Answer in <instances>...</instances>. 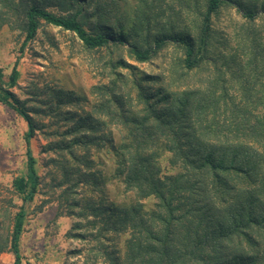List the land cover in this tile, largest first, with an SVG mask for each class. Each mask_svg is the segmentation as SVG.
<instances>
[{
    "label": "trees",
    "instance_id": "1",
    "mask_svg": "<svg viewBox=\"0 0 264 264\" xmlns=\"http://www.w3.org/2000/svg\"><path fill=\"white\" fill-rule=\"evenodd\" d=\"M121 1L69 0L75 11L57 15L40 3L21 9L14 0H0V30L17 24L22 52L43 23L73 33L88 51H126L139 63L172 51L166 77L111 58L106 65L112 78L91 88V111L56 113L70 125L55 131L57 140L44 152H54L58 159L51 162L62 168L57 186L67 184L68 215L96 229L93 252H101L106 264H264V0H136L131 13L128 1H122L124 9ZM90 3L100 18L96 31L83 20ZM231 10L237 28L229 39L214 26L222 14L232 19ZM201 76V84L189 85ZM18 77L14 67L5 83L0 69V103L26 121L29 140L45 127L32 115L37 109L10 89ZM129 84L134 95L122 90ZM56 93L59 105L84 99L72 91ZM50 103L43 101L40 109L56 112ZM111 127L120 133L116 145ZM107 140L115 158L112 177L102 174L92 153ZM26 154V172L12 183L23 204L0 242V254L11 253L13 264H22L25 205L41 183L30 147ZM166 154L178 173L163 172ZM111 182L135 198L110 200ZM147 199L156 200L152 208L143 203ZM123 235V248L115 250L110 243Z\"/></svg>",
    "mask_w": 264,
    "mask_h": 264
},
{
    "label": "rangeland",
    "instance_id": "2",
    "mask_svg": "<svg viewBox=\"0 0 264 264\" xmlns=\"http://www.w3.org/2000/svg\"><path fill=\"white\" fill-rule=\"evenodd\" d=\"M14 1L21 9L26 2L40 3L49 7V10L57 15H66L75 11L69 7V0ZM122 1L119 5L123 7ZM127 1L130 5L126 10L131 13L136 8L137 2L136 0ZM86 7L87 15L83 17L84 23L89 30L96 31V26L94 27L93 24L100 23L95 10L96 3H90ZM231 11L232 19L222 14L214 26L219 31L230 33L229 39L235 35L237 28L235 11ZM13 25L5 26L0 30V69L4 74L5 83H8L12 70L16 67L19 72L18 83L10 89L28 106L37 109V113L33 112L32 115L44 123L45 128L40 132L36 131L34 137L29 140L26 139L25 135L28 132L26 121L15 111L0 103V242L2 243L9 234L11 220L23 204L21 198L14 193L12 183L16 177L25 174L26 152L30 147L37 161L36 169L41 183L34 200L25 205L27 215L20 239L22 264H106L101 252L98 254L96 251L93 252L98 242L92 240L90 235L95 234L96 229L89 226L85 218L79 219L68 215L72 210L71 207H67L69 196L63 190L67 184L63 185L64 188L57 186L63 180L62 168L51 162V159L58 158L52 151L44 152L45 147L50 141L57 140L55 131L59 127L70 125L67 121L59 122L56 118L57 112L68 111L83 116L85 112L91 111L93 101L91 88L100 83H107L112 78V68L106 65L108 60L124 59L147 76L166 77L165 69L169 67L166 59L172 51L165 49L160 53V58L139 63L130 58L126 51L112 52L113 48L108 49V53L111 52L109 54L107 50L88 51L73 33L43 23L35 38L22 52L24 34L21 33L17 24ZM118 70L120 71L121 68ZM123 71L128 73L126 70ZM204 80L202 76L192 78L189 85L198 86ZM152 85L159 86V84ZM60 90L72 91L76 96L84 99L80 102H71L66 99L62 105H59L56 100V91ZM122 90L125 93L130 91L133 95L135 92L130 84L123 85ZM47 100L51 102L50 105L56 109V112L52 110L43 112L40 109L44 108L42 102ZM49 134L51 136L47 138ZM98 134L100 133H93L92 136L99 139L101 135ZM110 136L115 145L120 141V133L116 128L111 127ZM105 143L101 144L100 152H97V148H92V153L98 155L97 167L102 174L112 177L115 170V158L111 152L113 149L108 145L109 141ZM170 157L171 154H166L162 158L163 172L176 174L180 170L169 163ZM123 189V185L111 182L106 189L109 199L120 201L121 204L132 201L135 198L134 195L124 193ZM143 203L149 209L154 206L156 200L147 199ZM77 223H80L83 229H76ZM77 233L86 235L87 239L75 237ZM127 237V235L118 236L110 245H113L115 250L121 249ZM77 250L80 252L76 253ZM96 254L97 256H94ZM14 259L9 252L0 254V264H13Z\"/></svg>",
    "mask_w": 264,
    "mask_h": 264
}]
</instances>
